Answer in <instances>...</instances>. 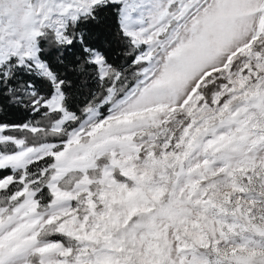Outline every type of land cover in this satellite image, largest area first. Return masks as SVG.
I'll return each instance as SVG.
<instances>
[{
  "label": "snow or ice",
  "instance_id": "1",
  "mask_svg": "<svg viewBox=\"0 0 264 264\" xmlns=\"http://www.w3.org/2000/svg\"><path fill=\"white\" fill-rule=\"evenodd\" d=\"M0 264H264V0H0Z\"/></svg>",
  "mask_w": 264,
  "mask_h": 264
},
{
  "label": "trees",
  "instance_id": "2",
  "mask_svg": "<svg viewBox=\"0 0 264 264\" xmlns=\"http://www.w3.org/2000/svg\"><path fill=\"white\" fill-rule=\"evenodd\" d=\"M104 26L102 25L101 28H103Z\"/></svg>",
  "mask_w": 264,
  "mask_h": 264
}]
</instances>
